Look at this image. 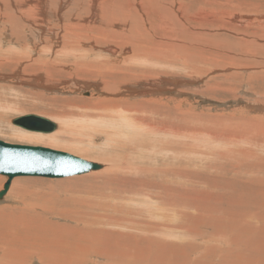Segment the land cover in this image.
Here are the masks:
<instances>
[{
    "label": "rangeland",
    "instance_id": "rangeland-1",
    "mask_svg": "<svg viewBox=\"0 0 264 264\" xmlns=\"http://www.w3.org/2000/svg\"><path fill=\"white\" fill-rule=\"evenodd\" d=\"M29 4L0 0V141L102 169L13 179L0 264H261L264 0Z\"/></svg>",
    "mask_w": 264,
    "mask_h": 264
},
{
    "label": "water",
    "instance_id": "water-1",
    "mask_svg": "<svg viewBox=\"0 0 264 264\" xmlns=\"http://www.w3.org/2000/svg\"><path fill=\"white\" fill-rule=\"evenodd\" d=\"M11 125L24 131L39 134L53 133L57 126L50 120L36 115H25L15 118ZM30 153L39 159L34 163L17 166L11 156L5 163V153ZM31 159V157H29ZM102 169V165L82 160L70 154L53 151L43 147H31L7 144L0 141V175L7 178L0 191V201L4 199L13 178L39 177L44 179H64L82 176Z\"/></svg>",
    "mask_w": 264,
    "mask_h": 264
},
{
    "label": "bare ground",
    "instance_id": "bare-ground-1",
    "mask_svg": "<svg viewBox=\"0 0 264 264\" xmlns=\"http://www.w3.org/2000/svg\"><path fill=\"white\" fill-rule=\"evenodd\" d=\"M29 1H30L29 6H31V5L34 6V7L31 6V7H32V8H31V9H32L31 12L34 14V17H35V18H38L39 22L42 24V28H45V27H44L45 24L43 23L44 21L41 20V19H43V17L41 16V19H40V17H39V13H40L41 11H42V12L44 11V10H43L42 8H40V6H39V5L42 4V1H43V0H29ZM27 5H28V4H27ZM36 12H38V16L36 15V14H37ZM44 12H45V11H44ZM44 12H43V14H45ZM96 12H97V11H96ZM94 16H95V15H94ZM44 19H45V18H44ZM59 20H60V19H59ZM48 31H49V30H48ZM16 33H17V32H16ZM68 35H69V34H68ZM70 36H71V35H70ZM19 38H20V37H19ZM15 39H16V38H15ZM16 40L19 41L18 39H16ZM114 50H115V49H114ZM111 52H114V51H111ZM157 57H158V56H157ZM42 63H43V62L38 61V62H37L38 65H36V62H34V63L32 62V63H31L32 65H29V67L32 68L33 65H34V67L39 66V68L41 69L40 71H43V74L45 73V76H44V77H46V75L49 77V76L51 75V71H50V68H51V67H48V66H47V64H46L47 62H46V63H43V64H42ZM123 65H124V63H122V65H117V66L114 65V66H115L117 69H120ZM51 69H53V68H51ZM115 71H117V70H115ZM117 72H118V71H117ZM119 72H121V71H119ZM136 72H137L136 70H132V75L135 76ZM54 73H55V72H54ZM121 73H122V72H121ZM37 74H38V73H37ZM39 74H40V73H39ZM52 75H53V74H52ZM41 76H42V75H41ZM42 77H43V76H42ZM44 77H43V78H44ZM50 77H52V76H50ZM50 77H49V78H50ZM36 81H40V79H37ZM143 93H145V92L143 91ZM102 110H104V109H102ZM105 110H106V109H105ZM102 113H103V112H102ZM36 116H37V115H36ZM104 116H105V115H104ZM21 117H22V116H21ZM39 117H40V116H39ZM120 117H121V116H120ZM120 117H119V118H120ZM17 118H18V117H17ZM113 118H114V117H113ZM114 120H115V119H114ZM118 120H119V119H118ZM118 120H117V121H118ZM120 121H121V120H120ZM258 131H259V130H258ZM262 132H263V131H262ZM26 134L28 135L29 138H30V137H33V138H41V137H44V136L49 135V134L44 135V134H39V133H31V132H27V131H26ZM261 134H262V133H261ZM24 135H25V134H24ZM20 146H22V145H20ZM82 160H83V159H82ZM260 171H261V170H260ZM0 176H1V175H0ZM3 177H4V176H3ZM74 177H76V176H74ZM38 178H39V177H38ZM69 178H70V177H69ZM256 178H257V177H256ZM13 179H15V178H13ZM13 179H12V180H13ZM261 180H262V179H261ZM10 184H11V183H10ZM8 190H9V189H8ZM8 190H7V192H8ZM137 190H138V189H137ZM139 190H140V189H139ZM164 190H165V189H164ZM1 191H2V190H1ZM20 191H21V190H20ZM7 192H6V193H7ZM126 193H127V192H126ZM143 193H144V192H143ZM23 194H24V193H23ZM145 194H146V193H145ZM261 196H262V195H261ZM33 197H34V196H33ZM40 197H41V196H40ZM125 197H126V195H125ZM125 197H124V198H125ZM134 197H135V195H134ZM134 197H133V198H134ZM155 197H156V196H155ZM257 197H258V196H257ZM36 198H37V197H36ZM118 198H120V197L118 196ZM121 198H122V196H121ZM130 198H131V197H130ZM133 198H132V199H133ZM33 199H34V198H33ZM38 199H39V198H38ZM38 199H37V200H38ZM147 199L150 200L151 198H148V196H147ZM121 200H122V199H121ZM143 200H144V199H143ZM37 203H38V202H37ZM169 203H170V202H169ZM169 203H167V204H169ZM41 204H42V203H41ZM167 204H166V205H167ZM171 204H172V203H171ZM35 205H36V204H34V206H35ZM42 205H43V204H42ZM42 205H39V206H38L39 209L41 208L40 206H42ZM163 205H164V204H163ZM161 206H162V204H161ZM171 206H172V205H171ZM168 207H169V206H168ZM174 207H175V205H174ZM183 207H184V206H183ZM35 208H37V205H36L35 207L32 206V210L35 209ZM166 208H167V206H166ZM172 208H173V207H172ZM172 208H171V210H172ZM181 208H182V207H181ZM29 209H30V208H29ZM43 209H45V208L43 207ZM43 209H42V211H43ZM169 209H170V207H169ZM169 209H168V210H169ZM184 209H185V208H184ZM185 210H186V209H185ZM203 210H204V209H203ZM192 211H193V210H192ZM194 211H195V210H194ZM205 212H206V211H203V213H205ZM34 213H35V212H34ZM41 213H43V212H41ZM189 213H190V212H189ZM191 214H192V213H191ZM194 214H195V213H194ZM194 214H193V216H194V218H196ZM197 214H198V212H197ZM197 214H196V215H197ZM200 214H201V212H200ZM211 214H212V212H211ZM38 215H39V214H38ZM201 215H203V214H201ZM187 216H188V215H187ZM189 216H190V215H189ZM193 216H191V218H192ZM38 217H39V216H38ZM197 217H198V216H197ZM200 217H201V216H199V218H200ZM203 217L205 218V216H203ZM203 217H201V218H203ZM245 217H246V216H245ZM39 218H41V217H39ZM188 218H189V217H188ZM194 218H193V219H194ZM213 218H214V217H213ZM242 218H243V217H242ZM196 219H198V218H196ZM240 219H241V218H239V220H240ZM99 220L102 221V219H99ZM190 220H191V219H190ZM198 220H199V219H198ZM213 220H214V219H213ZM14 221H15V220H14ZM45 221H46V220H45ZM214 221H215V220H214ZM229 221H231V220L229 219ZM241 221H242V219H241ZM243 221H244V220H243ZM248 221H249V220H248ZM248 221H247V222H248ZM194 223H195V222H194ZM243 223H245V222H243ZM243 223H242V224H243ZM109 224H110V223H109ZM198 224H199V223H198ZM233 224H234V223H233ZM107 225H108V224H107ZM19 226L22 227V224L19 225ZM19 226H18V227H19ZM24 227H25V226H24ZM179 227H180V226H179ZM245 227H246V226H245ZM25 228H26V227H25ZM175 228H176V227H175ZM180 228H182V230L185 229L184 226H183V227H180ZM23 229H24V228H23ZM176 229H177V228H176ZM176 229H175V230H176ZM186 229H187V228H186ZM246 229H247V228H246ZM178 230H179V229H178ZM180 230H181V229H180ZM182 230H181V231H182ZM9 231H13V232H14V230H9ZM15 231H16V230H15ZM186 231H187V230H186ZM186 231L184 230V232H186ZM245 231H246V230H244V234H247V235H248V233H247V232L245 233ZM2 232H3V231H2ZM2 232H1V233H2ZM164 232H167V233L170 234V236H171V232H173V227H172V226H171V227H169V226H168V227H165V228H164ZM250 232H251V231H250ZM253 232H255V231H253ZM253 232H252V233H253ZM258 232H259V231H258ZM173 233H174V232H173ZM252 233H251V234H252ZM253 234H254V233H253ZM6 235H7V233H6ZM258 235H260V237H264V229H263L262 231H260V233H259ZM17 236H18V235H17ZM247 237H248V236H247ZM258 239H259V238H258ZM262 240H263V239H262ZM248 241H249V240H248ZM249 242H250V241H249ZM249 242H248V243H249ZM255 242H256V241H255ZM257 242H259V241H257ZM257 242H256V243H257ZM261 242H262V241H261ZM261 242H259V243H261ZM248 243H246V244H248ZM250 244H251V243H249V245H250ZM244 245H245V244H244ZM249 245H248V246H249ZM252 245H253V244H252ZM254 245H255V244H254ZM262 245H264V242H263ZM262 245H261V246H262ZM246 246H247V245H246ZM259 246H260V245H258V247H259ZM261 246H260V251L263 253V252H264V246H262V247H261ZM252 247H253V246H252ZM258 247H256V248H258ZM250 248H251V246H250ZM250 248H249V249H250ZM256 248H255V249H256ZM249 249H248V250H249ZM252 249H253V248H252ZM252 249H251V250H252ZM251 250H250V251H251ZM82 251H83V250H82ZM252 251H254V250H252ZM9 256H10V255H9ZM261 258H263V257H261ZM17 260H19V259H17ZM260 260H262V259H260ZM262 261H263V260H262ZM262 261H261V262H262ZM261 262H260V263H261ZM263 262H264V261H263ZM263 262H262L261 264H264Z\"/></svg>",
    "mask_w": 264,
    "mask_h": 264
},
{
    "label": "snow or ice",
    "instance_id": "snow-or-ice-1",
    "mask_svg": "<svg viewBox=\"0 0 264 264\" xmlns=\"http://www.w3.org/2000/svg\"><path fill=\"white\" fill-rule=\"evenodd\" d=\"M11 156L13 162L19 166V165H27L29 163H34L36 162L39 158L38 157H35V156H32V154L30 153H5V163L8 162L7 158ZM29 157H31V159H29Z\"/></svg>",
    "mask_w": 264,
    "mask_h": 264
}]
</instances>
